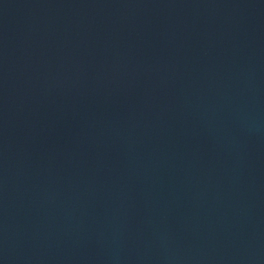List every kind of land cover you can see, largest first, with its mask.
Masks as SVG:
<instances>
[{"label":"water","instance_id":"1","mask_svg":"<svg viewBox=\"0 0 264 264\" xmlns=\"http://www.w3.org/2000/svg\"><path fill=\"white\" fill-rule=\"evenodd\" d=\"M0 264H264V0H0Z\"/></svg>","mask_w":264,"mask_h":264}]
</instances>
